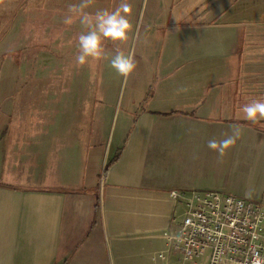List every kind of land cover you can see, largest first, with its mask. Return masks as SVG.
I'll return each mask as SVG.
<instances>
[{
  "label": "crops",
  "instance_id": "obj_1",
  "mask_svg": "<svg viewBox=\"0 0 264 264\" xmlns=\"http://www.w3.org/2000/svg\"><path fill=\"white\" fill-rule=\"evenodd\" d=\"M259 1L224 0L223 14L235 21L173 27L167 34L143 26V17L135 27L133 19L134 35L127 42L106 41V58L92 65L93 75L85 68L78 81L76 69L63 71L74 83L66 90L54 86L62 95L54 98L60 106L49 103L46 130L40 132L43 117H31L25 122L30 127L22 122L10 163L0 144V264H173L179 254L171 247L176 225L170 192L218 191L264 205V136L242 112L250 101L264 100L258 87L264 58L257 52L263 46L253 41L264 21L242 19L248 10L264 14ZM120 2L94 0L85 11L114 10ZM79 3L17 0L14 17L0 19V28L41 22L83 28L80 20L63 23L69 6ZM154 3L158 7L160 0ZM136 31L146 36L144 52L126 79L125 103V78L110 58L117 48L136 54ZM184 86L190 90L177 94ZM93 98L94 130V108L90 112L86 103ZM5 124L0 142L9 133ZM236 124L240 138L223 157L207 147L209 140L231 135Z\"/></svg>",
  "mask_w": 264,
  "mask_h": 264
},
{
  "label": "rangeland",
  "instance_id": "obj_2",
  "mask_svg": "<svg viewBox=\"0 0 264 264\" xmlns=\"http://www.w3.org/2000/svg\"><path fill=\"white\" fill-rule=\"evenodd\" d=\"M261 1L259 2L261 3ZM128 2L132 6L129 19L132 21L135 19V27L140 21L139 17H143V26L146 23L151 24L153 27L162 29L163 34L168 30L171 31L173 27L193 26L210 21L221 22L230 19L235 21V18H228L226 13L223 14L226 9L223 5L224 0H160L158 7L154 6V0H128ZM143 5L144 9L140 10ZM7 8L11 10V6ZM232 15L237 16L238 14ZM261 17L264 18L263 13L252 12L251 10L242 15V19L247 21H264ZM61 20H63V17ZM76 20H79V18H76ZM36 25L37 27H31V24H29L28 27L6 28L4 36L0 38V111L6 119L7 128L5 126V130H9V133L6 132L4 137L2 136L0 144H2L1 155L6 158L10 154L7 157L9 163L16 159L11 154L15 153L14 150L17 147L16 136H21L19 133L21 123H30V118L33 116L43 117L45 124H40V132H44L47 127L46 118L49 103L52 102L53 105L60 106L55 99H57V95L62 94H55L54 86L56 90H66L70 80H72V84L74 83V77L63 76V71L69 68L76 69V79L78 81L80 74L85 72V68L92 70L89 71L91 75L96 71V66L93 67L92 65L96 64L97 60L90 59L88 63L82 66L78 65L75 60L78 53V36L85 30L84 28L76 26L64 29L62 26H51L49 23L46 25L43 22ZM49 25L50 28L47 27ZM143 26L141 27L142 35H145L148 30ZM134 31L133 28L131 37L134 35ZM64 33H66V38L63 37ZM255 33L257 36H261L255 37L253 41L263 46V49H258L257 52L258 55H261L260 57L264 58V28L262 31L255 30ZM142 35H139V31H136L134 37V40L138 38L135 54L137 64L140 60L139 56L141 57L142 52H144L141 49V43L146 36ZM60 36L61 38H58ZM127 47L125 46V48ZM80 70H82L81 73ZM54 71L56 76H54ZM95 81L96 79L87 81L88 87L84 91L83 101L87 100L88 94L86 92L90 91V86H93ZM121 85L123 87L122 92H125L124 102L126 103V79ZM80 86L78 85V87ZM258 87H261L264 92V78L258 84ZM95 102L94 98L92 101L86 102L88 104L87 109L90 112L94 108L92 112L93 130L96 123L94 118L97 107L93 106ZM80 104L81 102H79V108ZM79 115H81L80 111H78ZM78 126H82L81 119ZM248 126L263 132L264 136V120H260L253 125L251 123ZM24 127L30 126L26 125ZM11 165L14 164L11 163Z\"/></svg>",
  "mask_w": 264,
  "mask_h": 264
},
{
  "label": "built area",
  "instance_id": "obj_3",
  "mask_svg": "<svg viewBox=\"0 0 264 264\" xmlns=\"http://www.w3.org/2000/svg\"><path fill=\"white\" fill-rule=\"evenodd\" d=\"M173 264H264V205L218 191H172Z\"/></svg>",
  "mask_w": 264,
  "mask_h": 264
},
{
  "label": "clouds",
  "instance_id": "obj_4",
  "mask_svg": "<svg viewBox=\"0 0 264 264\" xmlns=\"http://www.w3.org/2000/svg\"><path fill=\"white\" fill-rule=\"evenodd\" d=\"M94 0H80L79 4L70 5L68 15L63 23L71 25L79 18L82 27L85 29L78 36V53L75 57L78 65H84L89 60H100L106 58V41L127 42L133 32V24L129 19L132 6L128 0H121L114 10L102 9L89 14L85 11ZM110 66L120 76L127 79L136 69L137 63L135 54L132 51L125 52L117 48L111 55ZM189 87L184 86L176 89V93H187ZM245 119L253 124L264 120V100H252L242 108ZM241 126H232V134L222 140H209L207 147L215 150L219 156L223 157L230 147L234 146L236 140L240 138ZM163 258V257H161Z\"/></svg>",
  "mask_w": 264,
  "mask_h": 264
},
{
  "label": "trees",
  "instance_id": "obj_5",
  "mask_svg": "<svg viewBox=\"0 0 264 264\" xmlns=\"http://www.w3.org/2000/svg\"><path fill=\"white\" fill-rule=\"evenodd\" d=\"M16 1L17 0H0V17H1L0 19H2V21H6V20L10 21L14 17L15 12L14 13L11 12V10H8L7 7L11 6ZM18 1H20V0H18ZM5 29L6 28H4V27L0 28V38H2L4 36ZM5 121H6V119L3 117V114H2V118L0 117V125L5 123ZM116 160H117V158H115L112 162H110L106 167L108 168L109 165Z\"/></svg>",
  "mask_w": 264,
  "mask_h": 264
}]
</instances>
